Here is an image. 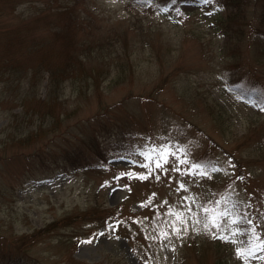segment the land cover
I'll return each instance as SVG.
<instances>
[{
	"label": "rangeland",
	"instance_id": "obj_1",
	"mask_svg": "<svg viewBox=\"0 0 264 264\" xmlns=\"http://www.w3.org/2000/svg\"><path fill=\"white\" fill-rule=\"evenodd\" d=\"M242 2L0 0V40L22 28L64 79L34 141L0 98V264H264V27Z\"/></svg>",
	"mask_w": 264,
	"mask_h": 264
},
{
	"label": "trees",
	"instance_id": "obj_2",
	"mask_svg": "<svg viewBox=\"0 0 264 264\" xmlns=\"http://www.w3.org/2000/svg\"><path fill=\"white\" fill-rule=\"evenodd\" d=\"M226 2H228L227 5H233L234 7H237L238 11L240 12L242 9L241 6L244 5L242 0H226ZM245 11L249 15L245 16V18L249 17L253 24H262L264 27V0H255V6L251 9V11L247 8H245L244 12ZM236 17L238 18V14L234 13L232 16H230L229 21L218 20L216 22V24H223L221 26L223 34H243L242 30L235 28L232 25L233 20H236ZM238 20L240 24L244 23V21L242 22L241 19H237L236 21ZM255 28L258 29L257 27ZM255 35L257 37V34ZM8 36L9 40L7 42L3 43L2 40H0V82L4 83V88L8 86V88L11 89L10 87L14 83H18L25 88H16V96L13 97L9 96L6 91L7 89H4L2 90L0 98L8 97L7 99L15 101L16 106L20 107L19 111L12 113L10 116L12 118V124L10 126L14 129H17V131L15 132H18V134L22 135L19 140L21 142H27L29 139H33L34 141L41 135H50V133L57 128L59 119H61V117L56 114V112H54L55 108L49 106V109H45L43 104L44 102L49 101L47 99L51 98L53 92L57 90L56 86L61 84L64 79L60 78L59 75H61V73L58 68H52V62L48 57L42 56V58H40L38 62H34V60H31V57L34 54H40L43 52V45L40 42V39L33 38L31 41H29L26 38L27 36L25 34V31L22 28L20 29V27L18 28V30L14 28L9 29ZM253 39L254 36H252L251 40L254 41ZM4 48L5 52L3 51ZM226 56L228 57L227 53ZM68 73L69 72L62 71V76L64 74L67 75ZM45 74L48 75L46 94L44 98H42L41 96L38 97V106L31 107L28 99H32L36 95L38 89L42 86V82L45 80ZM240 80L241 85H238L237 83L235 91L240 92V94L244 97H249L250 99H252L255 95L254 93H258V90H254L257 89V84H254L255 88L253 87V90H249L246 88V84H248V86H252L251 84H253L254 82L249 79L247 80V82L242 81L245 80L244 77L240 78ZM19 125H21V128ZM92 133L94 134V131ZM93 134L89 136L90 140H93ZM9 137L11 139L14 138L13 136ZM52 137L53 136L49 137L48 139H51ZM83 141L85 140L83 139ZM38 150H40V148L33 151L38 152ZM39 155L43 156L42 152L39 153ZM97 155L100 156V158H97L100 159L98 161H106L107 158L105 154L101 156L100 153H98ZM44 156L46 157V159L54 161V164H58V167H62L61 161L64 162L63 166L66 167L65 163L67 162L68 154H52V152H50V150L48 149V151L44 153ZM214 264H228V261H226V259L222 258L221 256H217L215 258Z\"/></svg>",
	"mask_w": 264,
	"mask_h": 264
}]
</instances>
